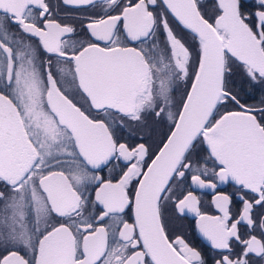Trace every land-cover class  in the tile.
<instances>
[{
    "label": "snow or ice",
    "instance_id": "6c2138e0",
    "mask_svg": "<svg viewBox=\"0 0 264 264\" xmlns=\"http://www.w3.org/2000/svg\"><path fill=\"white\" fill-rule=\"evenodd\" d=\"M0 264H264V0H0Z\"/></svg>",
    "mask_w": 264,
    "mask_h": 264
},
{
    "label": "flooded vegetation",
    "instance_id": "af4514ba",
    "mask_svg": "<svg viewBox=\"0 0 264 264\" xmlns=\"http://www.w3.org/2000/svg\"><path fill=\"white\" fill-rule=\"evenodd\" d=\"M227 190H228V191H231V186H228V187H227ZM198 195H202L203 200L206 201V202L208 203L209 206H208L207 210L209 211L210 214H218V213L215 212V210L212 209L211 206H210V202H211V199H212V195H211L210 192L198 193ZM185 223H186V224H190V223H191V217H189V219L186 220ZM188 231H189V237H188V238H190L191 241H192L194 244H197V246H198V240H197V237L191 233V229H190V228L188 229Z\"/></svg>",
    "mask_w": 264,
    "mask_h": 264
}]
</instances>
